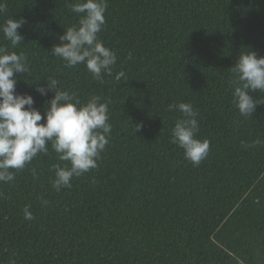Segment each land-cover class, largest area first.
I'll return each instance as SVG.
<instances>
[{
	"label": "trees",
	"instance_id": "1",
	"mask_svg": "<svg viewBox=\"0 0 264 264\" xmlns=\"http://www.w3.org/2000/svg\"><path fill=\"white\" fill-rule=\"evenodd\" d=\"M0 2V24L24 21L23 42L12 48L0 32V45L28 57L16 92L33 96L39 123L54 92L37 87L55 76L82 103L101 96L111 125L98 166L71 187L52 186L53 165L70 163L50 144L0 182V264H264V144L248 146L264 141V92L244 117L231 83L241 53L264 56V0H106L98 39L117 61L104 83L52 55L78 23L74 0ZM180 102L210 143L198 166L170 143L182 113L168 106Z\"/></svg>",
	"mask_w": 264,
	"mask_h": 264
},
{
	"label": "clouds",
	"instance_id": "2",
	"mask_svg": "<svg viewBox=\"0 0 264 264\" xmlns=\"http://www.w3.org/2000/svg\"><path fill=\"white\" fill-rule=\"evenodd\" d=\"M69 8L79 16L78 23L66 28V32L59 37L62 43L54 45L52 55L62 59L67 68L84 64L93 79L104 83L105 76H113V65L117 61L116 53L98 39V33L106 22L107 2L74 0ZM5 11L6 4L0 2V14ZM23 22L8 18L0 24V32L12 48L23 42V36L18 31ZM28 71V57L23 52L18 54L9 51L8 46L0 45V182L13 181L12 170L24 169L39 153L47 154L50 144L60 161L70 163V167L53 165L55 177L52 186L59 191L71 187L74 176L79 177L98 166L97 160L111 133L108 103L102 102L103 98L99 95H93L82 103L76 93L61 87L58 78L48 76L47 86L40 85L37 91L45 96L51 91L54 96L45 109L46 121L39 123L44 115L33 107V96L16 92V73ZM231 72L233 104L241 116H252L259 103L251 93L264 92V56H257L254 51L243 52ZM122 78H125L124 71L114 76L117 82ZM168 110L182 113L171 130L170 143L181 147L185 158L193 166H198L210 149L207 139L201 140L196 136L199 130L198 111L185 102L170 104ZM259 144H264V141L257 139L248 146ZM24 216L29 221L34 219L28 207L24 209Z\"/></svg>",
	"mask_w": 264,
	"mask_h": 264
}]
</instances>
